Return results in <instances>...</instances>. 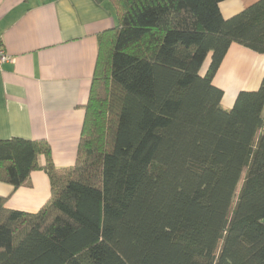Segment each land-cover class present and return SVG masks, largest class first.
Here are the masks:
<instances>
[{
  "label": "trees",
  "instance_id": "16d2710c",
  "mask_svg": "<svg viewBox=\"0 0 264 264\" xmlns=\"http://www.w3.org/2000/svg\"><path fill=\"white\" fill-rule=\"evenodd\" d=\"M111 1L75 166L0 140V182L51 183L34 214L0 197V264H264V81L230 110L213 84L233 44L264 55V0Z\"/></svg>",
  "mask_w": 264,
  "mask_h": 264
},
{
  "label": "crops",
  "instance_id": "0c3cea01",
  "mask_svg": "<svg viewBox=\"0 0 264 264\" xmlns=\"http://www.w3.org/2000/svg\"><path fill=\"white\" fill-rule=\"evenodd\" d=\"M259 0H226L230 19ZM119 25L111 0H0V48L10 57L0 66V140L49 144L58 169L75 166L101 35ZM209 60L203 69L207 70ZM264 81V55L233 44L214 80L230 110L241 92ZM40 165L45 164L43 156ZM47 173L37 170L28 185L0 182L9 210L37 213L50 198Z\"/></svg>",
  "mask_w": 264,
  "mask_h": 264
},
{
  "label": "built area",
  "instance_id": "2783aa9c",
  "mask_svg": "<svg viewBox=\"0 0 264 264\" xmlns=\"http://www.w3.org/2000/svg\"><path fill=\"white\" fill-rule=\"evenodd\" d=\"M10 57L5 53L3 49L0 48V66L8 62Z\"/></svg>",
  "mask_w": 264,
  "mask_h": 264
},
{
  "label": "rangeland",
  "instance_id": "374dc122",
  "mask_svg": "<svg viewBox=\"0 0 264 264\" xmlns=\"http://www.w3.org/2000/svg\"><path fill=\"white\" fill-rule=\"evenodd\" d=\"M240 187H241V184H240ZM240 187H239V188H240ZM238 193H239V189H238Z\"/></svg>",
  "mask_w": 264,
  "mask_h": 264
}]
</instances>
